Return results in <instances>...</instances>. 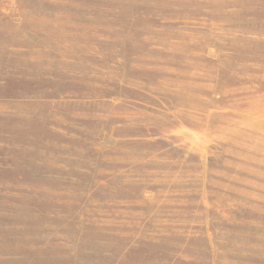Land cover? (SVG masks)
<instances>
[{"label": "rangeland", "instance_id": "obj_1", "mask_svg": "<svg viewBox=\"0 0 264 264\" xmlns=\"http://www.w3.org/2000/svg\"><path fill=\"white\" fill-rule=\"evenodd\" d=\"M0 264H264V0H0Z\"/></svg>", "mask_w": 264, "mask_h": 264}]
</instances>
